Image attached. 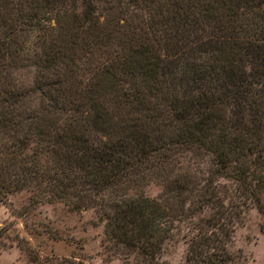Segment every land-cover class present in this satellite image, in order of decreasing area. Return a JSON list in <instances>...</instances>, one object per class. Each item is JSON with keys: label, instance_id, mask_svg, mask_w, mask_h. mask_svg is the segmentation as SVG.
Returning <instances> with one entry per match:
<instances>
[{"label": "trees", "instance_id": "trees-1", "mask_svg": "<svg viewBox=\"0 0 264 264\" xmlns=\"http://www.w3.org/2000/svg\"><path fill=\"white\" fill-rule=\"evenodd\" d=\"M22 190L132 264L181 230L184 264L233 262L264 213V0H0V201Z\"/></svg>", "mask_w": 264, "mask_h": 264}, {"label": "rangeland", "instance_id": "rangeland-1", "mask_svg": "<svg viewBox=\"0 0 264 264\" xmlns=\"http://www.w3.org/2000/svg\"><path fill=\"white\" fill-rule=\"evenodd\" d=\"M17 76V83L29 84L26 69ZM158 191L153 182L143 186L147 196ZM259 197L264 208V190ZM181 231L162 244V264H184ZM103 240L90 209L72 210L61 201L31 204L23 190L0 201V264H132L130 256L108 253ZM228 249L234 261L224 264H264V213L254 204L234 224Z\"/></svg>", "mask_w": 264, "mask_h": 264}]
</instances>
